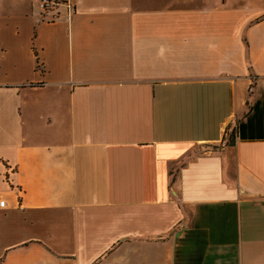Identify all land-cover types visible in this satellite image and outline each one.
<instances>
[{
    "label": "crops",
    "instance_id": "1",
    "mask_svg": "<svg viewBox=\"0 0 264 264\" xmlns=\"http://www.w3.org/2000/svg\"><path fill=\"white\" fill-rule=\"evenodd\" d=\"M36 1L0 0V264H264V0Z\"/></svg>",
    "mask_w": 264,
    "mask_h": 264
},
{
    "label": "built area",
    "instance_id": "2",
    "mask_svg": "<svg viewBox=\"0 0 264 264\" xmlns=\"http://www.w3.org/2000/svg\"><path fill=\"white\" fill-rule=\"evenodd\" d=\"M37 10L39 16L44 22L54 23L61 19L59 10L65 9V17L67 20L72 19L75 9L71 0H37ZM9 207L8 200L0 194V210ZM18 207H20L18 205Z\"/></svg>",
    "mask_w": 264,
    "mask_h": 264
},
{
    "label": "trees",
    "instance_id": "3",
    "mask_svg": "<svg viewBox=\"0 0 264 264\" xmlns=\"http://www.w3.org/2000/svg\"><path fill=\"white\" fill-rule=\"evenodd\" d=\"M236 136V128L233 127L230 131L227 132V142L232 144L234 142V138Z\"/></svg>",
    "mask_w": 264,
    "mask_h": 264
}]
</instances>
